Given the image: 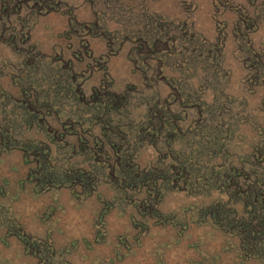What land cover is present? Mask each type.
<instances>
[{"label":"rangeland","instance_id":"rangeland-1","mask_svg":"<svg viewBox=\"0 0 264 264\" xmlns=\"http://www.w3.org/2000/svg\"><path fill=\"white\" fill-rule=\"evenodd\" d=\"M0 264H264V0H0Z\"/></svg>","mask_w":264,"mask_h":264}]
</instances>
